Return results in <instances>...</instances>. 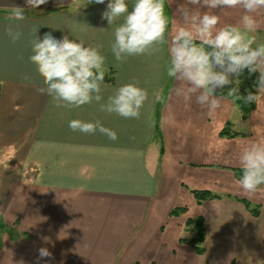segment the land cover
Returning <instances> with one entry per match:
<instances>
[{
	"label": "crops",
	"instance_id": "obj_1",
	"mask_svg": "<svg viewBox=\"0 0 264 264\" xmlns=\"http://www.w3.org/2000/svg\"><path fill=\"white\" fill-rule=\"evenodd\" d=\"M109 2L48 0L31 8L26 0H0V264H198L195 249L179 241L195 235V225L186 226V220L198 216L204 219L203 253H226L231 245L249 252L241 246L259 239V215L241 200L264 205V186L245 193L236 171L242 169V148L264 141V97L255 94L245 118L236 97L217 89L214 95L223 98L211 114L195 96L188 102L178 98L172 91L177 82L166 74L172 20L159 53L116 61L111 45L120 21L110 26L102 18ZM127 2L131 10L134 0ZM16 8L22 20L9 18ZM221 8L211 11L217 15ZM223 9L228 15L218 27L238 25L245 14ZM252 15L260 21L259 33L264 13ZM9 27L22 33L15 43ZM45 33L98 48L105 74L114 71L113 82L102 85L101 103L138 81L149 94L140 118L108 114L95 101L57 107L41 94L38 89L46 86L29 56L31 41ZM73 119L99 121L117 139L74 132L68 127ZM227 121L239 135H218ZM190 189L218 198L198 205ZM177 207L186 211L170 215ZM223 209L226 215L217 212ZM42 247L52 257L38 260Z\"/></svg>",
	"mask_w": 264,
	"mask_h": 264
},
{
	"label": "clouds",
	"instance_id": "obj_2",
	"mask_svg": "<svg viewBox=\"0 0 264 264\" xmlns=\"http://www.w3.org/2000/svg\"><path fill=\"white\" fill-rule=\"evenodd\" d=\"M48 0H26L31 8H38ZM102 4L104 0H95ZM188 4L206 6L209 11L190 10L180 6L183 22L172 24V39L169 47V61L166 74L177 82L173 93L188 102L195 96L196 103L208 113L221 106L222 98L214 95L215 89L231 83L230 74H239L244 69L259 72L258 92L264 93V44L255 47V33L260 21L252 15L264 9V0H187ZM166 0H134L131 10L127 0H110L102 18L108 24L120 21L114 29L111 51L116 61L124 62L130 56L153 55L161 51L166 41L170 21L165 15ZM243 9L244 15L238 25L218 27L220 15L212 9ZM10 19L22 20L23 11L16 8ZM35 33L37 28L34 29ZM7 35L15 43L22 33L9 27ZM199 41V43H197ZM29 61L36 66L44 85L38 91L51 96L57 107L79 108L93 101L100 104V110L117 114L125 119H139L141 109L148 100V91L134 81L118 87L103 103L101 95L105 78V57L96 47L85 46L83 40L76 42L67 35L56 39L45 33L42 39L35 36L31 41ZM221 69L217 71L216 68ZM233 88L229 95H237ZM155 99H161L159 91ZM248 102L256 95L241 97ZM72 131L95 134L99 131L115 141V131L104 127L99 121L85 122L79 119L69 121ZM242 176L238 180L241 189L254 194L264 186V141L251 142L244 146L239 157ZM47 241V237H42ZM39 259L50 258L47 248L38 250Z\"/></svg>",
	"mask_w": 264,
	"mask_h": 264
},
{
	"label": "rangeland",
	"instance_id": "obj_3",
	"mask_svg": "<svg viewBox=\"0 0 264 264\" xmlns=\"http://www.w3.org/2000/svg\"><path fill=\"white\" fill-rule=\"evenodd\" d=\"M178 0H166L165 4V15L169 18V21H173L177 24L183 22V18L181 16V13L178 11L180 6H186L190 10H199L202 14L204 12L205 6L200 7V5H192L188 4L187 0H179V4L175 5L176 7L172 8L173 2L175 3ZM170 8V10L168 9ZM172 8V10H171ZM169 11V14H168ZM264 13V9L261 10V14ZM214 14V13H213ZM220 15V21L224 19V17H227V12L224 11L223 8L218 10V14ZM177 17V20L176 18ZM261 23L264 25V17H262ZM220 24V22H219ZM218 24V25H219ZM250 35H255L256 37V42L253 45V47L259 45V44H264V28L261 29L259 33H252ZM199 43V41H197ZM217 71H220L218 67L216 68ZM106 74L110 76V72L106 71ZM258 77H259V72L252 73L248 69H244L242 72L239 74H230L229 79L232 81L231 83L227 84L224 86L223 89L217 88L218 92L223 91L225 94H228L229 91L233 88L238 89L237 95L241 97H246L249 94L255 95L256 93L260 95L261 97H264V93H259L258 92ZM231 98H235L237 96L235 95H229ZM257 98V95H256ZM256 100V99H255ZM254 100V101H255ZM252 101V102H254ZM230 123V122H229ZM231 127V123H230ZM220 131V130H219ZM219 133V132H218ZM251 206L256 207L259 209L258 215L259 217L256 220V224L260 225L259 229V239L255 241L254 245H248V242L246 240V243H243L241 248H251L249 252L244 253L243 251H237V248L233 247V245L228 246L227 252H207V253H201V254H196L197 256V262L198 264H262L264 262V205H256L252 204ZM209 209V208H208ZM211 210V209H209ZM186 211V210H185ZM218 213L222 215H226V210H218ZM198 216V215H197ZM200 217V216H198ZM192 219V218H188ZM203 219V218H202ZM187 221V220H186ZM194 224V223H193ZM192 225V224H191ZM189 226V225H187ZM235 225L229 224V227L233 229ZM203 227H204V219H203ZM194 229V227H192ZM0 231H3L0 229ZM188 231V230H186ZM204 232H205V227H204ZM188 234V233H187ZM240 242V240H238Z\"/></svg>",
	"mask_w": 264,
	"mask_h": 264
},
{
	"label": "trees",
	"instance_id": "obj_4",
	"mask_svg": "<svg viewBox=\"0 0 264 264\" xmlns=\"http://www.w3.org/2000/svg\"><path fill=\"white\" fill-rule=\"evenodd\" d=\"M109 72H110V76L108 74H105V78H104V82L103 83H105V82H110V83L113 82V80H114L113 72L114 71L112 69H110ZM0 87H1V84H0ZM234 101L237 104V106L240 108L243 118L247 117L248 114L255 107V103L254 102H252V101L248 102V101H246L243 98L236 97L234 99ZM230 128H231L230 127V123L227 121L224 124L223 128L219 131L218 135L220 137H234L236 135H239L238 132L231 131ZM236 175H237V179L239 180L241 178V176H242V169H237ZM190 192L193 194V196L195 198V202L198 205L202 204V202L204 200L218 198L217 195L212 194L210 191H207V190L190 189ZM241 201L244 203V205L248 209V211H250L253 215H258V211H259L258 208L251 206V204L247 200L242 199ZM185 210H186L185 207H177V208H174V209H172L170 211V215L177 216L179 214L184 213ZM193 223H194V225L196 227L195 235L192 238H190V239L180 238L179 241L191 245L195 249L197 254H201L203 252V248H201L200 245L204 241V237H205V232H204V227H203V219L201 217H196L194 219H187L186 226L187 225H191ZM262 264H264V262Z\"/></svg>",
	"mask_w": 264,
	"mask_h": 264
}]
</instances>
